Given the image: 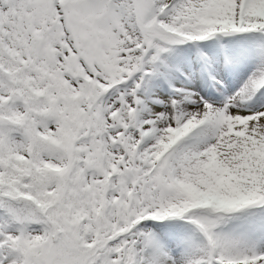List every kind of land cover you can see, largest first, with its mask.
Segmentation results:
<instances>
[{"label":"snow or ice","instance_id":"6c2138e0","mask_svg":"<svg viewBox=\"0 0 264 264\" xmlns=\"http://www.w3.org/2000/svg\"><path fill=\"white\" fill-rule=\"evenodd\" d=\"M0 264H264V0H0Z\"/></svg>","mask_w":264,"mask_h":264}]
</instances>
